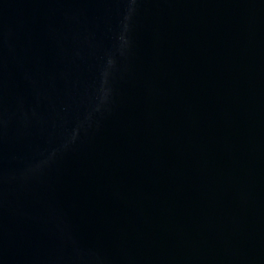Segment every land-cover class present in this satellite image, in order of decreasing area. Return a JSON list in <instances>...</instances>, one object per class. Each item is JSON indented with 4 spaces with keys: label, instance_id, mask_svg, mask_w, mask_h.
I'll return each instance as SVG.
<instances>
[{
    "label": "water",
    "instance_id": "obj_1",
    "mask_svg": "<svg viewBox=\"0 0 264 264\" xmlns=\"http://www.w3.org/2000/svg\"><path fill=\"white\" fill-rule=\"evenodd\" d=\"M0 264H264V0H0Z\"/></svg>",
    "mask_w": 264,
    "mask_h": 264
}]
</instances>
